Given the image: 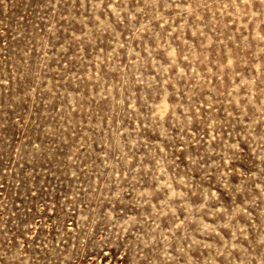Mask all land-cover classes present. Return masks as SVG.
<instances>
[{
  "label": "rangeland",
  "instance_id": "obj_1",
  "mask_svg": "<svg viewBox=\"0 0 264 264\" xmlns=\"http://www.w3.org/2000/svg\"><path fill=\"white\" fill-rule=\"evenodd\" d=\"M0 264H264V0H0Z\"/></svg>",
  "mask_w": 264,
  "mask_h": 264
}]
</instances>
